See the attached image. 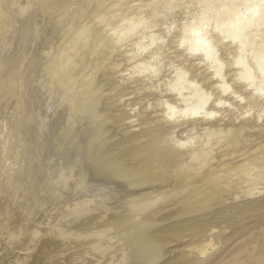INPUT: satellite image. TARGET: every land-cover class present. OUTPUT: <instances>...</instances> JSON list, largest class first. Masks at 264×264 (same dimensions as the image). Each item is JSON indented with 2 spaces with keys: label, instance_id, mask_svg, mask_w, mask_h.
Masks as SVG:
<instances>
[{
  "label": "rangeland",
  "instance_id": "1",
  "mask_svg": "<svg viewBox=\"0 0 264 264\" xmlns=\"http://www.w3.org/2000/svg\"><path fill=\"white\" fill-rule=\"evenodd\" d=\"M26 3H28V9H27L28 14L26 13L27 16L23 15L22 17H19L20 15H17L16 17L14 15V13L17 11L16 9L22 5L24 6V4ZM102 3H103V0H15V1L14 0H0V5H1L0 8L2 7V9H0V12L3 13V16L0 22V25H1L0 26V52L5 53L6 55H8V58H11V59L12 58L14 59L16 55L21 52V50L22 52L24 51V53H26L28 57L27 58V67L29 70L28 74L29 73L31 74V76L30 74L28 75L30 83L28 82L29 84L27 83L25 87L26 88L25 90L27 92L29 91L28 92L29 97L31 98L32 96L31 99H33L34 97L33 95L35 94L36 96L35 98L37 99V100L34 99L35 103L38 101V99H39V102L37 103L43 104V101H45L46 107H47L46 111L50 113V114L48 113L46 115L47 117L45 118H48V116L51 115L52 113H54L53 117L55 116V114H58L60 116V114L62 115L66 111H67L66 112L67 114L70 105L73 108L72 119L70 120L68 116L67 122H65L66 127H64L65 123L62 122V124H59L61 122L55 121L56 120L55 117L58 118V115H56L54 118L52 117L48 118L49 120L46 119L47 120L46 122H52L50 124L48 123V126L55 123L58 127H54V128L51 126L48 127L49 133L51 132L48 135H50L51 137L49 136L50 139L49 137H47L46 138L47 140L46 139L43 141L39 140L40 142L37 140L38 143L42 142L40 144L41 145L40 147H42L43 151H45L46 153H50L52 151L51 153L53 154L50 153L51 155L50 159H52L53 158L52 155L54 154L56 155V153L58 154L60 152L59 154L60 156L61 154H63L60 157V159H59V155H57L58 157L56 160H54V162H59L60 160V161H64L63 163H65L66 160L67 161L69 160L71 164L72 163L75 164L77 162H73L72 160H75V159H73L72 157H74L75 155L77 157H79V155L84 156V157H81V159L83 158L85 159L81 160L80 162L81 163L84 162L86 164L83 163V165H81V163L79 162L80 167L78 166L77 170L86 167L87 170L91 172L89 173V176L91 175V177L94 178L95 181L96 179H98L99 181L102 180V178H104V176L106 177V175L108 174H105V172L100 171V170L98 171V169L95 170V167L93 169L92 164L93 165L95 164V166L97 167L103 165L101 166L102 168L111 170V172L109 171V173H111V175L113 176L110 175L109 178L110 177L111 178L110 179L108 178L112 183L109 186L112 187L114 185L113 188H116V189L120 187V189L118 190H120L119 192L121 194L123 191L124 195L122 194L121 199L120 197L114 198L113 200L110 201L111 203H109V205L108 204L101 205L99 212L102 211L100 212L101 213L100 215L104 216L103 219L105 223L102 222L103 221L102 219L100 224L98 225L94 224L95 226L94 225L93 226L96 228L99 225L102 227H107V226L112 225L111 230H110L111 234L109 238L111 239V241L115 240V244L120 246L118 247V249H115V251L113 250L114 251L113 254L114 255L116 254L119 256L122 253L121 250L125 248V250L130 253L128 254L130 260L128 259L125 264H131L132 262H133L132 264H144V263L145 264H264V195L259 194L260 192L259 187L256 190L257 192L255 193V196L252 195L253 197L249 195L248 196L249 198L247 197L231 198V199L222 198L223 200L224 199L226 200V203H222L220 202L221 197L217 198V195L223 196V194H225L226 189L224 187H223V190L225 189V192L223 193V190L221 187H217L218 189L217 188L212 189V188H209L211 186V183H209V185L208 184L204 185L205 187L203 188V185L201 184L203 182L201 180L204 179V177L209 176V174H215V173L221 172V170L224 171L225 168L231 169V168L237 167L239 163L241 162L238 157L229 153L228 154L229 158L227 160H224V162L219 164L218 166H214L210 169L205 170L203 174L201 173L197 175L196 178L193 177L194 180L193 178H188L189 175L187 174L177 172L175 170L176 169L175 162H172V165L170 166V168H164L162 166L158 168L157 167L152 168V167L144 166L139 163L138 164L135 163L137 165H131V166H124L118 163H116V165L115 163L112 164V162L109 161L110 156L109 155H108L109 157L102 156L103 150H101L100 148L103 149L109 146L120 147L121 150H123V152L128 156V158L133 159L131 161H134V162L135 161L138 162L139 152H147L149 149L152 150V147L150 145H149L150 148L148 146L143 147L145 142H147L146 140L149 137L141 136L142 134H140L143 130L145 131L146 129L147 130L144 132L145 134L150 132L147 126L151 124V114H143V115L137 114L139 116L138 123L136 125L129 123V119L132 118V114L129 111V107L137 103L138 100L137 99L125 100L124 103H121V99L124 96L129 94V89L127 87L120 86L119 81L114 78V74L106 68V66L104 65L103 54L94 55L91 49H87L88 51L87 50L81 51L79 55H76L74 52L70 53V51H73L72 49L70 51H67L66 53L71 54V56L70 54L67 55V57L69 56L68 58H70L68 61H72L73 59L74 60L77 59V60L73 61L74 64L72 65V68L70 69L69 72L65 74V76L60 77L58 79L53 78L54 69L61 57V51H65L64 48H67L68 44L71 45V47L69 48H72V45H73L72 42H73L75 34L77 32H80V30H83L86 27V24L89 22L90 18L95 13L101 10ZM29 12L30 13L32 12V13L30 14ZM13 15H14V20L12 23L11 16L13 17ZM18 18L20 20H18ZM17 20L18 22H16ZM25 20L27 21V23L25 22ZM22 22H24V24ZM16 23H18L17 24L18 27L15 26ZM25 28L27 30L30 29L28 31L31 37H30V40L21 44L20 34L23 33ZM3 40L4 42H2ZM67 57L65 61H67L68 59ZM56 59H58V61ZM15 96L16 95L14 94V95H11V96L9 95L8 97H4L0 99V109H1V105L5 103L4 104L5 106L3 105L5 107L4 108L5 114L1 113L0 117L3 118L6 116L5 117L6 119L0 118L1 124H3L4 122L3 120L7 121V119H9L10 116L12 115L11 114L12 110H10L11 111L10 112L9 110L7 111V109L9 108L14 109L15 107L13 106L15 104L14 102L18 101L17 100L18 98ZM58 103L61 106V107L59 106L60 108L58 107L59 105ZM65 105H69V106L65 107ZM64 107L67 110H65ZM61 109L63 110L61 111ZM59 111H60V114H59ZM7 116L9 118H7ZM73 118L75 122L72 121ZM51 119H53V121H51ZM117 119L120 121H117ZM69 121H72L73 123L72 126L74 127L73 129H71L72 126L69 125L70 123ZM26 122L28 123V121H25V124L21 125L24 128L23 131L25 130V127L27 128L24 131L25 133L28 132L30 128L28 127V125H26ZM55 124L53 126H56ZM67 125L70 127L68 128ZM62 127L63 129L65 128L64 131ZM76 127L78 129H75ZM80 128H81V131H79ZM136 129H139V130H136ZM52 130L53 131L55 130L56 134L55 132H52ZM73 130L74 131L77 130V132H74ZM66 131L70 133L72 132L71 133L72 134L71 136H73V138L71 137V139H73L71 140L72 143L68 142L69 146L72 144L70 147L71 149L70 148L68 149L65 139L63 140L64 142H61V143L59 142V140L61 141L60 138L62 136L66 137V135L68 134ZM62 132L64 133L62 135H59ZM73 132L75 136L73 135ZM52 133L54 134V137ZM81 133L83 136L86 137V140H84L85 137H83ZM75 138L78 140L77 141L78 143L76 142ZM79 139H80V142H79ZM248 139L253 141V143H255V145L258 147L261 137L259 136V134H252L251 136L248 137ZM52 140L54 141L55 143L54 145L56 146V148L52 144L53 143ZM56 140L60 143L61 146H58V142L56 143ZM74 140H75L74 142L75 144L73 143ZM47 141L51 142L52 145L50 143H47ZM81 142H82V145H81ZM42 144L43 145L45 144V145L43 146ZM36 145L38 146L39 144L36 143ZM36 145L35 146L33 145L34 147L31 146L30 148V152L31 150H33L32 152L36 151L35 154L33 153L34 155L32 154V152L30 153L29 151L27 152V154H25L26 156L24 155L25 157H27V155L30 157V154H31L32 158L28 159L27 157L28 161H26L24 156H21L19 159L22 161V158L24 157L23 158V160L25 159L24 163L23 162L20 163L19 159L16 160L17 162H19L17 164L14 161L12 162H13V166L15 167V170H19L20 167L22 168L21 166L22 164H24L25 166L27 162L29 163L30 166L32 165V167H30L31 169L30 171L32 172L35 171L34 172L36 175L35 178H38V177L40 178V180L39 179L38 180L40 181L39 186L41 187L39 188L38 186L36 195L38 196V199L41 201V203L44 206L39 207L36 205L34 207V214L28 217L25 216L23 214L24 211H22L23 201L28 202L33 196L31 192L30 193L28 192L24 198H18L17 200L13 201L14 203H12V205L9 202H7L8 204L7 203L4 204L3 208L5 210L9 208L7 211L12 212V214L9 217H7V219L5 220V223L9 224L10 222L12 223L13 221H20L21 219L30 221L33 224V228L40 230V233L43 235L42 242L40 245L45 244L47 246H53L55 244L53 246L55 247V246H58L59 244L56 242L57 240H51L52 237L53 238H56V237L47 231L46 223L52 218H54L61 210H63V208L66 207L64 204L66 205L68 204L69 202L68 198L72 200L73 194L79 193L80 191H78V189L76 188L77 185L75 186V183H76L75 182L74 184H71L70 186L71 189L68 187L71 191L73 190L72 192L69 189H66V190L63 189L60 192L61 195L57 194L55 196L57 199L59 198V200L55 199L54 195L52 196V194L48 192V187L46 183L43 186V183H44V181L42 180L43 171L41 168L42 166L44 165L46 166L47 164L44 161L43 162L45 164L43 162L42 164H38V165L36 164L37 162H39L38 158L40 156H43V152L41 148L40 147L37 148ZM76 145L77 147L79 146L78 147L79 149L76 147ZM85 145L87 146V149L90 147L88 149L89 158H87L88 154L84 148ZM48 146L51 147V150H49L50 148ZM53 146H54V149L52 150ZM80 146H82V148ZM47 147L49 151L47 150ZM35 148L36 149L40 148V150L38 151ZM72 148H73V151H72ZM65 149H68V150H65ZM82 149H84L85 151ZM60 150L62 151L64 150L65 152H61ZM74 151L77 152L75 153V155L73 153ZM81 151H83V153ZM248 151L249 152L252 151V148L249 147ZM78 152H79V155H77ZM81 153L84 155H82ZM98 153L101 154L102 157ZM36 155L38 156V158L35 157ZM55 155H54V159L56 158ZM70 155L72 156L70 157ZM243 155L245 158H247L248 153L245 152L243 153ZM64 156H66V159H64ZM68 157L70 159H67ZM34 158L37 160H33ZM77 160L78 159H76L75 161ZM103 160L106 162H103ZM30 161L33 163L31 164ZM109 162L110 164L107 166L106 163H109ZM104 163L106 164V166ZM226 165L228 168L226 167ZM17 166L19 168L16 169ZM101 167L99 168L101 169ZM142 167L145 169H142ZM89 168L93 170L91 171ZM105 169L104 171H107ZM16 172H15V178L18 177L17 179L20 181L19 178H21V174L18 172L19 173L18 175V173ZM24 172L26 171L24 170ZM100 172H102L103 174ZM28 173L29 172H27V174ZM76 173H77L76 175L78 176L79 172L77 171ZM76 175L74 176V180L76 179V181H78L77 179H80L81 176H83V174H80V173L79 175L81 176L77 177ZM191 176L192 175H190L189 177ZM118 177H119V180L123 179V182L122 180H120L121 182L117 180ZM112 178L113 180L116 179L114 181L115 183H113ZM23 179H26V178H23ZM124 180H126L127 182ZM42 181L43 183H41ZM116 181L117 182L119 181L120 183L119 182L118 183L120 185L123 183V186L122 185L120 186L119 184H117ZM130 181H131V186L132 184L134 186L130 187L129 185ZM72 186L74 189L72 188ZM78 188L79 190H81L80 187ZM243 188H246V186H244ZM218 190L219 192L222 190L221 191L222 194H220L221 192L219 193ZM200 191L202 192L200 193ZM67 192L71 194L70 195L65 194ZM207 192L211 196H208ZM199 194L202 195L203 197H201ZM63 196L66 198L64 199ZM41 197L43 198L42 199L43 201L41 200ZM44 197L46 198L45 199L46 202L44 200ZM212 197H215V198H212ZM47 198L48 199L50 198V200H48ZM2 199L3 198H1L0 200ZM51 199H53L52 200L53 202L51 201ZM47 200H48V204H47ZM3 201L4 199L1 201V204L3 203ZM212 205L218 206V207H228L231 210L230 213L232 214H229L230 218L226 224H200L199 222L193 220L194 218L196 219L202 216V214H205L206 212H208L207 210L209 209V206L212 207ZM61 206L62 207L64 206V207L61 208ZM109 211L110 212L113 211V212L110 213ZM51 212L54 214H52ZM48 214H51V215L48 216ZM182 214L183 215L185 214V216L183 217ZM186 214H187V217H186ZM178 215H179V219H178ZM167 217H169L171 221L169 218L167 219ZM172 217L173 218L177 217V218L173 219ZM191 218L193 221L191 220ZM165 219H167V221ZM91 221L90 219L88 222L86 221L85 223L80 221L82 222V224H79L80 226L78 225L79 222H77L76 228L81 227L80 229H83L86 226V224L89 225L90 224L89 222ZM114 222H117V224L116 223L114 224ZM106 223L108 224L106 225ZM157 223H159V225ZM161 223L164 224V225L163 224L161 225L163 228L166 226L165 227L166 230H164V233H161L162 235L152 234V231L159 228ZM154 224H157V226ZM153 226H154V229H153ZM170 226H172V229H170ZM8 228L9 229L2 232L3 236L0 234L1 236L0 237V264H12L13 262H14L13 264H15L17 263V260L20 258L27 257L30 254L32 256L36 254L37 251H32L31 249H28V250L21 249V248H12L13 250L11 248L9 249V245L7 247L6 245L7 243L5 242L6 240L4 239H7L10 233L18 234V228H15L13 225H12L13 229H11V227H8ZM149 229H151V232ZM115 236L119 238L116 239ZM22 237L23 236H20V239H22ZM72 241L70 242V244L73 246H70L69 244L68 245L69 247H67V249L63 248V250L59 251V253L57 251L52 252L50 256H47V258H45V260L46 259L54 260V261L59 262L58 264H65V263L70 264L73 258L79 257L81 254L83 258H85L87 261L89 260L88 262L90 264H99V261L102 262V263L100 262L101 264H116V262L117 264L119 263L118 260L116 259L117 257L115 258L116 260H111L112 254H110L109 252H107V255H106L107 257H105V254H104V255H101L103 258L101 256L98 258V255L100 254L97 255L94 251H91L92 249L90 247H92L91 246L92 244H89V245L83 244L84 243L83 241L82 243L80 242V245H79L80 247H79V246H76V244L78 245L79 242L76 243L75 241L73 242ZM207 242L212 243L211 244L212 250L210 251V254L207 256L206 260H202L197 249L202 248ZM28 243L26 245L30 246V244ZM39 247L40 246L38 245L37 249H39ZM8 250L13 251V253L10 252L12 256H10V254L8 255L9 253Z\"/></svg>",
  "mask_w": 264,
  "mask_h": 264
},
{
  "label": "clouds",
  "instance_id": "2",
  "mask_svg": "<svg viewBox=\"0 0 264 264\" xmlns=\"http://www.w3.org/2000/svg\"><path fill=\"white\" fill-rule=\"evenodd\" d=\"M87 49L129 89L121 103L138 100L129 123L151 114L177 172L199 175L231 153L264 195V0H103L73 39L76 55ZM211 250L197 249L202 260Z\"/></svg>",
  "mask_w": 264,
  "mask_h": 264
},
{
  "label": "bare ground",
  "instance_id": "3",
  "mask_svg": "<svg viewBox=\"0 0 264 264\" xmlns=\"http://www.w3.org/2000/svg\"><path fill=\"white\" fill-rule=\"evenodd\" d=\"M15 1V0H14ZM5 2V1H4ZM12 3V2H11ZM1 6V5H0ZM7 7V6H6ZM31 7V6H30ZM38 7V6H37ZM13 8V7H12ZM0 9H2V7L0 8ZM16 9V8H15ZM27 9H28V3H26V4H24V6L22 5V6H20V7H18L16 10V12L14 13V15L17 17V15H20L19 17H22L23 15L25 16H27V14H28V11H27ZM31 11V10H30ZM27 13V14H26ZM30 13V12H29ZM32 13V12H31ZM30 13V14H31ZM14 15H13V17L11 16V21H12V23H13V20H14ZM2 16H3V13L2 12H0V22H1V18H2ZM18 20H20L19 18H18ZM18 20L16 21V22H18ZM25 22L27 23V21L25 20ZM30 22V21H29ZM20 23V22H19ZM23 24H24V22H22ZM18 23H16L15 24V26H17L18 27V25H17ZM28 25H29V23H28ZM1 26V25H0ZM12 26V25H11ZM21 26H22V24H21ZM85 29V28H84ZM19 30H21V29H19ZM28 30H30V29H28ZM26 28L24 29V31H23V33L22 34H20V40H21V44L22 43H24V42H26V41H28V40H30V34H29V31H28ZM81 31V30H80ZM13 32V31H12ZM19 32H21V31H19ZM14 37V36H13ZM32 39V38H31ZM35 40V39H34ZM2 42H4V40L2 41ZM73 43V42H72ZM71 43V44H72ZM13 44V43H12ZM11 44V45H12ZM26 44V43H25ZM24 46V45H23ZM2 47V46H1ZM66 47V46H65ZM69 47H71V45L70 44H68V46H67V48H64L65 49V51H61V57H60V59H59V61H58V59H56L57 61H58V63L56 64V67H55V69H54V73H53V78H60V77H63V76H65V74L67 73V72H69L70 71V69L72 68V65L74 64L73 63V61H75V60H77V59H73L72 60V58H71V60L72 61H68L70 58H68L67 57V55L68 54H70V53H73V51H70L72 48H69ZM26 48V47H25ZM68 48H69V50H68ZM22 49V48H21ZM30 49V48H29ZM28 49V50H29ZM32 49V48H31ZM10 51V50H9ZM67 51H70V53H66ZM88 51V50H87ZM7 52V51H6ZM21 52H22V50H21ZM18 53L17 55H16V57L13 59H11V58H8V55H6L5 53H1L0 52V99L1 98H4V97H8L9 95L11 96V95H16L15 97H17L18 99V101L17 102H14L15 104L13 105V106H15L14 107V109H7V111L9 110H12V112H11V116H10V118L8 117L9 116V114H8V116H7V118H9V119H7V121L6 120H3L2 122H3V124H1L0 123V199L1 198H3L4 199V201H3V203L1 204V201L3 200H0V234L2 235V232H4L5 230H7V229H9L8 227H11V229H13L12 228V225L15 227V228H18V234H9V236L7 237V239H4V240H6L5 242L7 243L6 245H7V247H8V245H9V249L11 248H21V249H26V250H28V249H31L32 251H37L36 252V254H34L33 256L30 254L29 256H27V254H26V256L27 257H24V258H20V259H18L17 260V263H15V264H58L59 262H57V261H54V260H45V258H47V256H50V254H52V252H55V251H57L58 253H59V251H62L63 250V248L65 249H67V247H69L68 245L70 244V242L73 240V241H75L76 243L77 242H79V244L77 245L76 244V246H79L80 245V242L82 243L83 241H84V243L83 244H92L91 246L92 247H90L92 250L91 251H94L97 255L98 254H100V255H98V258L101 256V255H104L105 254V257H107L106 255H107V252H109L110 254H112L111 255V260H118V264H125L126 263V261L129 259V255L128 254H130L128 251H126L125 250V248L123 249V250H121L122 251V253L118 256V255H114L113 254V252L115 251V249H118V247H120L119 245H116L115 244V240L114 241H111V239L109 238L110 237V234H111V232H110V230H111V227H112V225L111 226H107V227H102V226H98V227H94L96 224L98 225V224H100V222L102 221V219L104 218V216H101L100 214V212H102V211H100L99 212V210H100V207H101V205H103V204H108L109 205V203H111L110 201L111 200H113L114 198H119L120 197V199H121V196H122V194L124 195V193H123V191H122V194L119 192L120 190H118V189H120V187L118 188V189H116V188H113V186L111 187V186H109L110 184H112L111 183V181L109 180L110 178H109V176L111 175V173H109V171L111 172V170H107V169H105V168H102L101 166H103V165H101V166H95V164L93 165L92 164V166H93V169H94V167H95V170L96 169H98V171L100 170V171H103V172H105V174H108V175H106V177L104 176V178H102V180H98V179H96V181L94 180V178H92L91 177V175L89 176V173H91V172H89L88 170H87V168L85 167V168H81V169H78L77 170V168H78V166L80 167V161L81 160H84L85 158H83V159H81V157H84V156H81V155H79V152H78V154L77 155H79V157H77L76 155H75V153H77L76 151H77V149H76V151H74L73 153H74V157H72L73 159H78L77 161H75V160H72L73 162H77V163H75V164H71V162H69V160L66 162L65 161V163H63L64 161H60L59 159H60V157L63 155V154H61V156L59 155L60 154V152H59V150H58V154L56 153V158L54 159V155H52V159H50V153L52 152H50V153H46L45 151H43V149H42V147H40L41 145V143H38V141L39 140H41V141H43V140H45L47 137H49L50 135H48V134H50L49 133V131H48V127L49 126H51V127H58L55 123H53L52 125H49L48 126V123L50 124V123H52V122H46L47 120L46 119H48V118H50V117H52V118H54L56 115H58V114H55V116L53 117V115H54V113H52L51 115H49L48 116V118H45V117H47L46 115L49 113V112H47L46 111V103H45V101H43V104L42 103H37V102H39V99H38V101L35 103V101H34V99H36L35 97V94L33 95L34 97H33V99H31L32 98V96H31V98L29 97V91L27 92L25 89V87H26V85H27V83L29 82L30 83V81H29V74H28V72H29V70H28V67H27V55H26V53H24V51L22 52V53ZM63 52V53H62ZM28 53V52H27ZM31 53V52H30ZM33 53H35V52H33ZM29 54V53H28ZM93 55V54H92ZM29 56V55H28ZM33 56V55H32ZM31 56V57H32ZM70 56H71V54H70ZM30 57V56H29ZM66 57L68 58L67 59V61H65L66 60ZM73 57V56H72ZM77 57V56H76ZM30 59V58H29ZM35 59H36V57H35ZM35 61V60H34ZM55 61V60H54ZM29 63V62H28ZM40 64V63H39ZM27 67V68H26ZM33 67V66H32ZM52 69V68H51ZM107 70V69H106ZM51 74V73H50ZM79 74V73H78ZM30 76H31V74H30ZM81 77V76H80ZM108 77V76H107ZM36 80V79H35ZM33 81V80H32ZM28 83V84H29ZM39 84V83H38ZM66 85H67V83H66ZM38 89V88H37ZM41 89H42V87H41ZM70 89V88H69ZM74 90V89H73ZM84 90V89H83ZM43 92V91H42ZM33 93V92H32ZM40 93V92H39ZM71 93V92H70ZM126 95V94H125ZM39 96H40V94H39ZM43 96V95H42ZM13 97V96H12ZM39 98V97H38ZM112 98V97H111ZM122 98V97H121ZM9 99V98H8ZM41 99V98H40ZM60 99V98H59ZM75 99V98H74ZM5 100V99H4ZM12 100V99H11ZM37 100V99H36ZM42 100H43V98H42ZM109 100V99H108ZM52 101V100H51ZM62 101V100H61ZM73 101V100H72ZM71 101V102H72ZM3 102H5V101H3ZM60 102V101H59ZM70 102V101H69ZM8 103V102H7ZM6 103V104H7ZM73 103V102H72ZM2 104V103H1ZM5 103H3L2 105H1V109H0V114L1 113H4L5 114V110H4V105ZM59 104V103H58ZM64 104V103H63ZM4 105V106H3ZM57 105V104H56ZM61 105H62V103H61ZM70 105V104H69ZM69 105H65V107L66 106H69ZM77 105H78V103H77ZM45 106V107H44ZM55 106V105H54ZM60 106V104L58 105V107ZM64 106V105H63ZM56 107V106H55ZM61 107V106H60ZM59 107V108H60ZM64 107V109L65 110H67L66 108ZM68 108V107H67ZM50 110V109H49ZM48 110V111H49ZM55 110V109H54ZM53 110V111H54ZM63 109H61V111H62ZM56 111H57V109H56ZM67 112V111H66ZM66 112H64V114H60V111H59V114H60V116L58 115V118H56L55 117V121H57V122H61V123H59V124H62V122L63 123H65V122H67V118H68V116H69V118H70V120L72 119V113H73V108H72V106L70 105V107H69V109H68V113L66 114ZM57 113H58V111H57ZM79 113V112H78ZM50 114V113H49ZM66 114V115H65ZM139 115V114H138ZM4 116V115H3ZM6 117V116H5ZM5 117H3V118H1V119H6ZM27 117V118H26ZM79 117V116H78ZM121 118V117H120ZM119 118V119H120ZM128 118V117H127ZM132 119V118H131ZM131 119H129V121L131 120ZM49 120V119H48ZM25 121H28V123L26 122V125H28V127H30L29 128V130H28V132H24L27 128L25 127V130L23 131V127L21 126L22 124H25ZM51 121H53V119H51ZM73 122H75L74 121V118H73V120H72ZM72 121H69L70 123H69V125L70 126H72L73 125V123H72ZM117 121H120V120H118L117 119ZM79 123V122H78ZM117 123V122H116ZM56 125V126H53V125ZM58 124V123H57ZM66 125V123L64 124V127H66L65 126ZM63 126V125H62ZM68 126V125H67ZM70 126H68V128L70 127ZM61 128V127H60ZM74 127L72 126V128L71 129H73ZM62 129H63V127H62ZM61 129V130H62ZM65 129V128H64ZM64 129H63V131H64ZM70 129V130H71ZM75 129H78L77 127L75 128ZM133 129V128H132ZM147 130V129H146ZM145 130V131H146ZM51 131V130H50ZM67 131H69V130H67ZM66 131V132H67ZM74 131V130H73ZM79 131H81V128H80V130ZM144 130L140 133V134H142L141 136H146V137H149V138H151V139H147L146 141L147 142H145V144H144V146L143 147H149L150 148V146L152 147V150L151 149H149L147 152H139V154H138V157H139V159H138V162H134V161H131V160H133V159H130V158H128V156L123 152V150H121V148L120 147H116V146H109V147H106V148H100L101 150H103L102 151V153H103V155L102 156H107V157H109L110 158V162H112V164L113 163H115V165H116V163H118V164H122V165H124V166H131V165H137L138 163L139 164H142V165H144V166H148V167H152V168H158V167H160V166H162V167H164V168H170V166L172 165V162H175L176 164H177V158H176V156L174 155V154H172L168 149H166V148H164V147H162V146H160L159 145V143H158V141L155 139V137H154V135L151 133V132H149V133H147V134H145L144 132H145ZM52 132H55V130L53 131L52 130ZM74 132H77V130L76 131H74ZM74 132H73V135H74ZM84 132V131H83ZM25 133V134H24ZM64 132H62L61 134H59V135H62ZM68 134L66 135V137H64V136H62L60 139H61V141L59 140V142L61 143V142H64L63 140L65 139V141H66V143H67V147H68V149L71 147V143H72V141L71 140H73V139H71V137L73 138V136H71L72 134V132L70 133V132H67ZM53 134V133H52ZM51 134V135H52ZM55 134H56V132H55ZM66 134V133H65ZM64 134V135H65ZM77 135H79V134H77ZM81 135H82V133H81ZM80 135V136H81ZM56 136V135H55ZM75 136V135H74ZM83 136V135H82ZM51 137V136H50ZM50 137H49V139H50ZM53 137H54V134H53ZM57 137V138H58ZM79 137V136H78ZM78 137H77V139H78ZM83 137H85V136H83ZM80 138V137H79ZM76 139V138H75ZM76 139V142L78 141ZM82 139V138H81ZM115 139V138H114ZM36 140V141H35ZM38 140V141H37ZM47 140V139H46ZM84 140H86V137H85V139ZM111 140V139H110ZM109 140V141H110ZM143 140V139H142ZM35 141V142H34ZM53 141V140H52ZM82 141V140H81ZM40 142V141H39ZM58 141L56 140V143H57ZM58 142V146H61L60 145V143ZM68 142H71L70 144V146H69V143ZM75 142V140L73 141V143ZM79 142H80V139H79ZM32 143H34V144H32ZM36 143L37 144H39L38 146L36 145ZM47 143H50L51 144V142H48L47 141ZM46 143V144H47ZM65 143V144H66ZM78 143V142H77ZM84 143H85V141H84ZM53 145L55 144L54 143V141H53V143H52ZM51 144V145H52ZM75 144V143H74ZM97 144H98V142H97ZM104 144V143H103ZM35 146L36 145V147L38 148V147H40L41 148V150H42V152H43V156H40L39 158H38V156L36 155L35 157H37L38 158V161L39 162H37L36 164L38 165V164H42V162L44 161L47 165V167L44 165V166H42L41 168H42V171H43V181H44V183H43V181L41 182V183H43V186H44V184L46 183V185H47V187H48V192L49 193H51L52 194V196L54 195V198L55 199H57L55 196L57 195V194H59V195H61V191L63 190V189H71V184H74L75 182V186L77 185L78 187H80V189L81 190H79V188L76 186V188L78 189V191H80L79 193H76V194H73V199L72 200H70V198H68L69 199V202H68V204L66 205V204H64L66 207L65 208H63L62 206H61V208H63V210H61L54 218H52L51 220H49L46 224H47V227H46V229H47V231L48 232H50L51 234H53L56 238H51V240H57L56 242L59 244L58 246H55V247H53V246H47V245H40L41 244V242H42V238H43V235L40 233V230H38V229H34L33 228V224L30 222V221H26V220H23V219H21L20 221H13L12 223L10 222L9 224H7V223H5V220L7 219V217H9L11 214H12V212H9V211H7V210H5L4 208H3V206H4V204L5 203H7V202H9L11 205H12V203H14L13 201H15V200H17L18 198H24L25 196H26V194L29 192H31V194L33 195L32 197H31V199H30V201H23V209H22V211H24L23 212V214L25 215V216H31L32 214H34V207L37 205V206H44L42 203H41V201L38 199V196L36 195V193H37V190H38V186H39V180H40V178L38 177V178H35V171L34 172H32V171H30L31 169H30V167H32V165L30 166L29 165V163L27 164L26 163V161H28L27 160V157H28V159L29 158H32L31 157V154H30V157L27 155V157H25L26 155L25 154H27V152L29 151L30 152V148H31V146ZM43 145V144H42ZM45 145V144H44ZM43 145V146H44ZM49 145V144H48ZM57 145V144H56ZM63 145V144H62ZM81 145H82V142H81ZM106 145V144H105ZM150 145V146H149ZM33 146V147H34ZM50 146V145H49ZM48 146V147H49ZM55 146V145H54ZM54 146L52 147V150L54 149ZM74 146V145H73ZM92 146V145H91ZM48 147H47V150H48ZM63 147V146H62ZM67 147H65V148H67ZM76 147H77V145H76ZM79 147V146H78ZM77 147V148H78ZM81 148H82V146H80ZM102 147H103V145H102ZM143 147H141V148H143ZM40 148L39 149H36V150H40ZM44 148V147H43ZM50 149L49 150H51V147H49ZM55 148H56V146H55ZM75 148V147H74ZM80 148V149H81ZM85 150L87 151V158H89V152H88V149L90 148H88L87 149V146L85 145ZM98 148V147H97ZM45 149V148H44ZM64 149V148H63ZM68 149H65V150H68ZM71 149V148H70ZM79 149V148H78ZM48 150V151H49ZM82 150H84V149H82ZM84 150V151H85ZM251 150V149H250ZM33 150H31V152H32ZM61 152H65L64 150L62 151V150H60ZM72 151H73V148H72ZM79 151V150H78ZM97 151V150H96ZM99 151V150H98ZM30 152V153H31ZM36 152V151H35ZM35 152H32V154L34 153L35 154ZM41 152V151H40ZM41 152V153H42ZM45 152V153H44ZM71 152V151H70ZM82 153H83V151H81ZM38 153V152H37ZM81 153V154H82ZM85 153V152H84ZM91 153V152H90ZM33 154V155H34ZM49 154V155H48ZM51 154H53V153H51ZM66 154H68V153H66ZM65 154V155H66ZM71 154V153H70ZM86 154V153H85ZM99 154V153H98ZM25 155V156H24ZM39 155V154H38ZM57 155H59V162H54V160H56L57 159ZM72 155H70V157L72 156ZM82 155H84V154H82ZM93 155V154H92ZM100 156H101V154H99ZM109 155V156H108ZM21 156H24L25 157V159H26V161H25V163H26V165L24 166V164H20L21 166H22V168L20 167H16V169L17 168H19V170H15V167L13 166V162L12 161H14V162H16V164L17 163H19V162H17L16 160H18ZM68 156V155H67ZM101 156V157H102ZM23 157V158H24ZM75 157H77V158H75ZM91 157V156H90ZM96 157V156H95ZM106 157V158H107ZM23 158H22V161L20 160V163H24V160H23ZM63 158V157H62ZM80 158V159H79ZM64 159H66V156H64ZM67 159H70L69 157L67 158ZM104 159V158H103ZM33 160H37V159H33ZM57 160V161H58ZM62 160V159H61ZM87 160V159H86ZM90 160V159H89ZM93 160V159H92ZM112 160V161H111ZM31 161H32V159H31ZM30 161V163L32 164L33 162H31ZM96 161V160H95ZM107 161H108V159H107ZM80 162V163H79ZM86 162V161H85ZM90 162V161H89ZM103 162H106V161H104L103 160ZM110 162L109 163H106L107 164V166L110 164ZM83 163L84 162H82L81 163V165H83ZM95 163V162H94ZM135 163H137V164H135ZM84 164H86V163H84ZM105 164V163H104ZM106 164H105V166H106ZM111 164V165H112ZM15 165V164H14ZM19 165V166H20ZM33 165H35V164H33ZM87 165H88V163H87ZM110 165V166H111ZM16 166V165H15ZM225 166V165H224ZM34 167H36V166H34ZM83 167V166H82ZM89 167V166H88ZM91 167V166H90ZM99 167H101V169L99 168ZM112 167V166H111ZM141 167V166H140ZM226 167H227V165H226ZM38 168H39V166H38ZM92 168V167H91ZM228 168V167H227ZM230 168V167H229ZM34 169V168H33ZM84 169V170H83ZM90 169V168H89ZM92 169V170H93ZM103 169V170H102ZM104 169L105 170H107V171H104ZM130 169V168H129ZM133 169H134V167H133ZM136 169V168H135ZM138 169V168H137ZM142 169H145V168H143L142 167ZM238 169V166L237 167H235V168H231V169H224V171L223 170H221V172H218V173H215V174H209V176H206V177H204V179H202L201 181H203L201 184L203 185V188L205 187L204 185H209V183H211V186L209 187V188H212V189H215V188H217V187H221L222 188V190H223V187L226 189V192H225V189L223 190V193L225 192V194H223V196H221V195H217V198L218 197H221V199L222 198H227V199H231V198H240V197H247V198H249L248 196L249 195H254L255 196V193L257 192L256 190L258 189V185L253 181V174L251 173V172H248V173H244V172H241V171H238L237 170ZM24 170L26 171V172H24ZM91 170V169H90ZM91 170V171H92ZM139 170H140V168H139ZM149 170V169H148ZM155 170V169H154ZM235 170H237V171H235ZM17 171V172H16ZM79 172L80 174H83V176H81V175H79V173H78V176L76 175L77 173L76 172ZM116 171V170H115ZM134 171V170H133ZM137 171V170H136ZM174 171V170H173ZM223 171V172H222ZM15 172L16 173H20L21 174V178H19L20 179V181L17 179V178H15ZM27 172H29L28 174H27ZM113 172V171H112ZM143 172H144V170H143ZM142 172V173H143ZM153 172V171H152ZM19 173H18V175H19ZM25 173H26V175H25ZM37 173V172H36ZM42 173V172H41ZM41 173H40V175H41ZM96 173V172H95ZM100 173H102V172H100ZM119 173V172H118ZM138 173V172H137ZM155 173V172H154ZM204 173V172H203ZM202 173V174H203ZM103 174V173H102ZM115 174V173H114ZM136 174V173H135ZM139 174V173H138ZM17 175V174H16ZM17 175V176H18ZM23 175V176H22ZM25 175V176H24ZM77 176V177H79V176H81V178L80 179H77L78 181H76V179L74 180V176ZM208 175V174H207ZM111 176H113V175H111ZM137 176V175H136ZM190 176V175H189ZM188 176V178H193V177H195L196 178V176L197 175H192L191 177H189ZM23 178H26V179H23ZM96 178V177H95ZM109 178V179H108ZM116 178V177H115ZM144 178V177H143ZM187 178V179H188ZM201 178V177H200ZM39 179V180H38ZM93 179V180H92ZM129 179V178H128ZM134 179V178H133ZM145 179V178H144ZM185 179V178H184ZM22 180V181H21ZM98 180V181H97ZM112 180H113V178H112ZM116 180V179H115ZM115 180H113V183H115L114 181ZM117 180H119V177L117 178ZM120 180H122V182H123V179H120ZM119 180V181H120ZM147 180V179H146ZM189 180V179H188ZM193 180H194V178H193ZM118 181V182H119ZM124 181H126V180H124ZM144 181V180H143ZM117 182V181H116ZM117 182V184H119ZM127 182V181H126ZM208 182V183H207ZM133 183V182H132ZM199 183V182H198ZM128 184V183H127ZM120 185V184H119ZM122 186H123V183L121 184ZM120 185V186H121ZM129 185H130V187H132V186H134L133 184H132V186H131V181H130V183H129ZM74 186V185H73ZM73 186H72V188H73ZM116 186V185H115ZM128 186V185H127ZM244 186H246V188H243ZM41 186H39V188H40ZM69 187V188H68ZM117 187V186H116ZM201 187V186H200ZM199 187V188H200ZM45 188V187H44ZM185 188V187H184ZM207 188V187H206ZM69 189V190H70ZM74 189V188H73ZM202 189V188H201ZM218 189V188H217ZM69 190H68V192H69ZM207 190V189H206ZM221 190V191H222ZM46 191V190H45ZM44 191V192H45ZM71 191V190H70ZM73 191V190H72ZM71 191V192H72ZM203 191H204V189H203ZM208 191H209V189H208ZM213 191V190H212ZM220 191V192H221ZM39 192H40V190H39ZM43 192V191H42ZM65 192V191H64ZM65 193V194H71V193ZM75 192V191H74ZM125 192V191H124ZM146 192V191H145ZM202 191H200V193H201ZM214 192H216V191H214ZM218 192H219V190H218ZM219 192V193H220ZM213 193V192H212ZM254 193V194H253ZM128 194V193H127ZM130 194V193H129ZM168 194V193H167ZM207 194H208V192H207ZM214 194V193H213ZM212 194V195H213ZM220 194H222V192L220 193ZM30 195V194H29ZM41 195V194H40ZM44 195H46V194H44ZM48 195H50V194H48ZM63 195H64V193H63ZM131 195V194H130ZM200 195V194H199ZM202 195H203V193H202ZM202 195H200L201 197H203ZM215 195V194H214ZM31 196V195H30ZM137 196V195H136ZM193 196H195V195H193ZM208 196H211L210 194H208ZM42 197H43V195H42ZM41 197V200L43 199ZM51 197V196H50ZM64 197V196H63ZM126 197V196H125ZM124 197V198H125ZM131 197V196H130ZM135 197V196H134ZM205 197H206V195H205ZM216 197V196H215ZM215 197H212V198H215ZM253 197V196H252ZM40 198V197H39ZM52 198V197H51ZM66 197H64V199H65ZM192 198V197H191ZM190 198V199H191ZM199 198V197H198ZM46 198L44 197V200H45ZM48 199V198H47ZM61 199V198H60ZM63 199V200H64ZM126 199V198H125ZM137 199V198H136ZM221 199H220V202H222V203H226V200L224 199H222V201H221ZM20 200V199H19ZM18 200V201H19ZM48 200H50V198L48 199ZM48 200H47V204H48ZM53 199H51V201H52ZM57 200H59V198L57 199ZM62 200V201H63ZM43 201V200H42ZM61 201V200H60ZM20 202V201H19ZM45 202H46V200H45ZM53 202V201H52ZM58 202V201H57ZM56 202V203H57ZM21 203V202H20ZM44 203V202H43ZM55 203V204H56ZM8 204V203H7ZM9 204V205H10ZM45 204V203H44ZM60 204V203H59ZM120 204V203H119ZM148 204V203H147ZM10 205V206H11ZM20 205V204H19ZM112 205V204H111ZM14 206V205H13ZM50 206V205H49ZM48 206V207H49ZM105 206V205H104ZM103 206V207H104ZM103 207H102V209H103ZM211 206H209V209L207 210L208 212H206L205 214H202V216H200V217H198V218H194L193 220L194 221H197V222H199L200 224H226L228 221H229V218H230V216H229V214H232V213H230V209L228 208V207H218V206H214V205H212V207L210 208ZM237 207V206H236ZM53 208V207H52ZM55 208V207H54ZM59 208V207H58ZM112 208H114V207H112ZM117 208V207H116ZM42 209V208H41ZM40 209V210H41ZM46 209V208H45ZM119 209V208H118ZM36 210V209H35ZM108 210V209H107ZM49 211V210H48ZM59 211V210H58ZM40 212V211H39ZM110 212V211H109ZM113 212V211H112ZM112 212H110V213H112ZM46 213V212H45ZM52 213V212H51ZM115 213V212H114ZM37 214H39V213H37ZM52 214H54V213H52ZM103 214V213H102ZM175 214V213H174ZM234 214V213H233ZM45 215V214H44ZM51 214H48V216H50ZM104 215V214H103ZM112 215V214H111ZM183 215V214H182ZM199 215H200V213H199ZM16 216V215H15ZM37 216V215H36ZM109 216V215H108ZM113 216V215H112ZM111 216V217H112ZM115 216V215H114ZM170 216V215H169ZM181 216V215H180ZM185 216V214L183 215V217ZM33 217V216H32ZM186 217H187V214H186ZM192 217V216H191ZM17 218V217H16ZM24 218V217H23ZM46 218H47V216H46ZM107 218V217H106ZM108 218H110V217H108ZM122 218V217H121ZM169 217H167V219H168ZM173 218V217H172ZM175 218H177V217H175ZM175 218H173V219H175ZM8 219H10V218H8ZM39 219V218H38ZM89 219H90V221L91 222H89L90 224V226L88 225V224H86V226L83 228V229H80L81 227H79V228H76V226H77V222H79L78 223V225L79 224H82V222H88L89 221ZM114 219V218H113ZM118 219V218H117ZM167 219H165L166 221H167ZM170 219V218H169ZM172 219V220H173ZM178 219H179V215H178ZM183 219V218H182ZM232 219V218H231ZM48 220V219H47ZM108 220V219H107ZM115 220V219H114ZM164 220V219H163ZM189 220V219H188ZM191 220H192V218H191ZM192 220V221H193ZM9 221V220H8ZM36 221V220H35ZM40 221V220H39ZM80 221H82V222H80ZM109 221V220H108ZM108 221H106V222H108ZM112 221V220H111ZM162 221V220H161ZM170 221H171V219H170ZM180 221V220H179ZM37 222V221H36ZM102 222H104L105 223V221H104V219H103V221ZM150 222V221H149ZM160 222V221H159ZM176 222H177V220H176ZM181 222V221H180ZM185 222V221H184ZM184 222H183V224H184ZM39 223V222H38ZM117 224V222H114V224ZM163 223H164V221H163ZM163 223H161L160 224V227H162L161 225L163 224ZM95 224V225H94ZM108 223H106V225H107ZM111 224V223H110ZM158 225H159V223H157ZM157 224H154V225H156L157 226ZM166 224V223H165ZM177 224V223H176ZM36 225V224H35ZM85 225V224H84ZM94 225V226H93ZM124 225V224H123ZM164 225V224H163ZM170 225V224H169ZM180 225H182V224H180ZM39 226V225H38ZM80 226V225H79ZM118 226V225H117ZM151 226V225H150ZM175 226V225H174ZM177 226V225H176ZM94 227V228H93ZM159 227V226H158ZM157 228V227H155V228H157L156 230H153L152 231V234H154V235H159V234H161V233H164V230H166L165 229V227L163 228ZM118 228V227H117ZM122 228V227H121ZM115 229V228H114ZM113 229V230H114ZM129 229V228H128ZM152 229V228H151ZM151 229H149L150 230V232H151ZM153 229H154V226H153ZM170 229H172V226H170ZM16 230V229H15ZM116 230V229H115ZM167 230H169V229H167ZM12 231V230H11ZM148 231V230H147ZM8 232H9V230H8ZM7 232V233H8ZM15 232V231H14ZM124 232V231H123ZM135 232V231H134ZM211 232H212V230H211ZM113 233V232H112ZM148 233V232H147ZM167 233V232H166ZM134 235V234H133ZM162 235V234H161ZM160 235V236H161ZM166 235V234H165ZM3 236V235H2ZM20 236H23L22 237V239H20ZM164 236V235H163ZM1 237V236H0ZM113 237V236H112ZM116 237V236H115ZM156 237V236H155ZM162 237V236H161ZM107 238H109V239H107ZM117 238H119V237H116V239ZM154 238V237H153ZM2 239V238H1ZM107 239V240H106ZM123 239V238H122ZM137 239V238H136ZM140 239V238H139ZM157 239V238H156ZM50 240V239H49ZM113 240V239H112ZM72 241V242H73ZM86 241V242H85ZM88 241V242H87ZM102 241H104V242H102ZM123 241V240H122ZM135 241V240H134ZM28 242H30V243H28ZM52 242V241H51ZM119 242V241H118ZM1 243H3V242H1ZM30 244V246H27L26 244ZM47 243V242H46ZM130 243H131V241H130ZM208 243V242H207ZM135 244V243H134ZM212 244V243H211ZM26 245V246H25ZM40 246L39 247V249H37V246ZM129 245H131V244H129ZM137 245V244H136ZM156 245V244H155ZM25 246V247H24ZM70 246H73V245H71L70 244ZM60 247V248H59ZM80 247V246H79ZM163 247V246H162ZM202 247V246H201ZM2 248V247H1ZM73 248V247H72ZM128 248V247H127ZM126 248V249H127ZM131 248V247H130ZM160 248V247H159ZM69 249V248H68ZM81 249H83V248H81ZM13 250V249H12ZM9 251V253H8V255L10 254V252H12L13 253V251ZM19 250V249H18ZM114 250V251H113ZM7 251V252H8ZM16 251V250H15ZM6 252V251H5ZM19 252H21V251H19ZM76 252V251H75ZM74 252V253H75ZM78 252V251H77ZM136 252V251H135ZM67 253V252H66ZM80 253H82V252H80ZM119 253V252H118ZM7 254V253H6ZM21 254V253H20ZM86 254H87V252H86ZM92 254H94V253H92ZM95 254V255H96ZM138 254V253H137ZM146 254V253H145ZM191 254V253H190ZM22 255V254H21ZM55 255H56V253H55ZM68 255V254H67ZM75 255V254H74ZM94 255V256H95ZM96 255V256H97ZM139 255V254H138ZM10 256H12L11 254H10ZM64 256V255H63ZM62 256V257H63ZM73 256V255H72ZM4 257H6V256H4ZM3 257V258H4ZM8 257V256H7ZM17 257V256H16ZM19 257V256H18ZM87 257H88V255H87ZM102 257V256H101ZM110 257V256H109ZM117 257V258H116ZM137 257V256H136ZM14 258V257H13ZM53 258V257H52ZM59 258V257H58ZM65 258V257H64ZM97 258V259H98ZM103 258V257H102ZM116 258V259H115ZM8 259V258H7ZM50 259V258H49ZM63 259V258H62ZM149 259V258H148ZM9 260V259H8ZM56 260V259H55ZM64 260V259H63ZM67 260H68V258H67ZM103 260V259H102ZM107 260V259H106ZM130 260V259H129ZM159 260V259H158ZM11 261H13V260H11ZM70 261H71V259H70ZM89 261V260H88ZM85 258H83L82 257V255L80 254V256L79 257H76V258H73L72 259V261H71V263L70 264H90L89 262H88ZM105 261V260H104ZM108 261V260H107ZM5 262V261H4ZM8 262H10V261H8ZM65 262V261H64ZM68 262V261H67ZM91 262H92V260H91ZM95 262V261H94ZM101 261H99V264H101L100 263ZM132 262V261H131ZM3 263V262H2ZM14 263V262H13ZM12 263V264H13ZM114 263V262H113ZM133 263V262H132ZM131 263V264H132ZM65 264H69V263H65ZM116 264H117V262H116ZM145 264V263H144Z\"/></svg>",
  "mask_w": 264,
  "mask_h": 264
}]
</instances>
